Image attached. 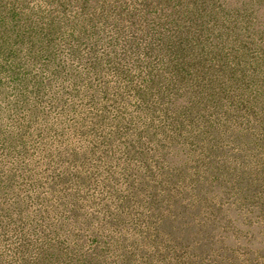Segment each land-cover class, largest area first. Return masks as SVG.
<instances>
[{"label": "rangeland", "instance_id": "obj_1", "mask_svg": "<svg viewBox=\"0 0 264 264\" xmlns=\"http://www.w3.org/2000/svg\"><path fill=\"white\" fill-rule=\"evenodd\" d=\"M211 1H1L0 264H264V0Z\"/></svg>", "mask_w": 264, "mask_h": 264}, {"label": "trees", "instance_id": "obj_2", "mask_svg": "<svg viewBox=\"0 0 264 264\" xmlns=\"http://www.w3.org/2000/svg\"><path fill=\"white\" fill-rule=\"evenodd\" d=\"M1 1H3V0H0V3H1ZM210 4H214V0H212ZM253 12H254L253 13L254 14V18L250 19L252 24L249 23L250 26L252 27V32H254L253 34L264 36V4L261 1H259V3L256 6L253 7ZM15 14L16 13H14V14L10 13L7 17H9L11 20H14L13 17H14ZM15 24L16 23L8 24L6 26H3L1 28L2 31H0L1 34L4 36V35H7L10 32L15 33V29H16V28H14ZM27 28H28V26H27ZM253 28H254V30H253ZM23 31L24 30L21 28V30L19 31L18 34L16 32L15 36L16 37H20V35L23 34ZM20 41L23 42L22 39H20Z\"/></svg>", "mask_w": 264, "mask_h": 264}]
</instances>
